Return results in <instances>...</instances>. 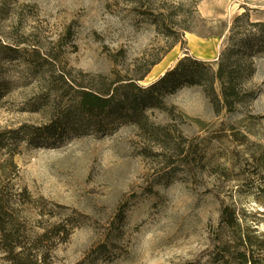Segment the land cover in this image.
I'll use <instances>...</instances> for the list:
<instances>
[{
    "label": "rangeland",
    "instance_id": "374dc122",
    "mask_svg": "<svg viewBox=\"0 0 264 264\" xmlns=\"http://www.w3.org/2000/svg\"><path fill=\"white\" fill-rule=\"evenodd\" d=\"M245 11L264 22V0H0V166L13 157L14 182L73 226L52 264L210 259L227 205L264 233V35L244 19L236 38H263L235 53L246 66L233 108L186 86L148 108L144 128L105 120L62 137L24 134L77 115L80 90L112 88L159 58L140 85L185 53L218 61Z\"/></svg>",
    "mask_w": 264,
    "mask_h": 264
},
{
    "label": "trees",
    "instance_id": "16d2710c",
    "mask_svg": "<svg viewBox=\"0 0 264 264\" xmlns=\"http://www.w3.org/2000/svg\"><path fill=\"white\" fill-rule=\"evenodd\" d=\"M243 19L264 35V22H250L249 12L245 11L235 19L231 45L218 61H204L185 53L159 80L147 87L140 85L162 59L159 58L142 75L127 77L112 88L80 90L78 116L67 112L37 131H25V136L31 142L44 137H62L64 132L79 131V125L85 129H100L105 120L133 122L144 128L146 110L159 107L162 96L186 86L202 87L213 100L222 97L224 104L233 108L243 102L238 79L246 66L234 57L235 53L253 49L263 38L262 34L251 32L245 39L236 38L248 32L238 25ZM3 140L0 138V144ZM12 160L13 157L0 166V264H52L53 251L70 238L74 228L64 220L53 222L46 201L14 182L11 174L17 166ZM257 167L261 181L258 189L264 201V154L257 159ZM216 248L210 259L200 257L181 264H264V233L245 224L237 210L229 205L221 212Z\"/></svg>",
    "mask_w": 264,
    "mask_h": 264
}]
</instances>
